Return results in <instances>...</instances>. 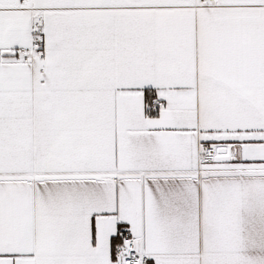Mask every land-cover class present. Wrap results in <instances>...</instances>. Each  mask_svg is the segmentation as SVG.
<instances>
[{
    "label": "snow or ice",
    "instance_id": "obj_1",
    "mask_svg": "<svg viewBox=\"0 0 264 264\" xmlns=\"http://www.w3.org/2000/svg\"><path fill=\"white\" fill-rule=\"evenodd\" d=\"M0 264H264V0H0Z\"/></svg>",
    "mask_w": 264,
    "mask_h": 264
}]
</instances>
